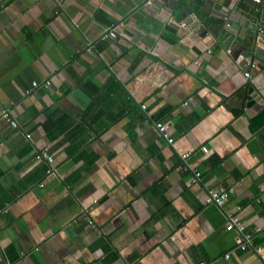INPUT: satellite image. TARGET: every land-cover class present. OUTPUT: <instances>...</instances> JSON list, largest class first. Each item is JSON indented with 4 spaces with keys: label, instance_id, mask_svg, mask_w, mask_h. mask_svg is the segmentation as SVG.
<instances>
[{
    "label": "crops",
    "instance_id": "1",
    "mask_svg": "<svg viewBox=\"0 0 264 264\" xmlns=\"http://www.w3.org/2000/svg\"><path fill=\"white\" fill-rule=\"evenodd\" d=\"M209 19L198 0H0V264H264V48L245 78L252 54ZM219 188L254 235L229 259Z\"/></svg>",
    "mask_w": 264,
    "mask_h": 264
},
{
    "label": "water",
    "instance_id": "2",
    "mask_svg": "<svg viewBox=\"0 0 264 264\" xmlns=\"http://www.w3.org/2000/svg\"><path fill=\"white\" fill-rule=\"evenodd\" d=\"M201 9L206 10L209 15V23L215 26L216 34L224 30L232 33L240 42L235 50H232V58L244 51L251 55L248 61H253V54L261 55L264 48V33L259 34L257 24H264V8L261 0H198ZM208 32V30L206 31ZM229 41V40H228ZM247 43V44H246ZM254 43L258 44L255 47ZM247 59V58H246ZM264 67V62L258 64Z\"/></svg>",
    "mask_w": 264,
    "mask_h": 264
},
{
    "label": "built area",
    "instance_id": "3",
    "mask_svg": "<svg viewBox=\"0 0 264 264\" xmlns=\"http://www.w3.org/2000/svg\"><path fill=\"white\" fill-rule=\"evenodd\" d=\"M143 1L146 4H150L152 0H143ZM258 33L263 34V30L259 28ZM116 36H117L116 30L115 28H112L111 30L110 29L105 30L102 38L103 39L116 38ZM255 69H257V63L254 61H248L247 71H245L244 73L245 78H251V72ZM31 86L36 87L37 83L33 82ZM26 93H28V90ZM142 109H145V105H142ZM0 117L3 121H5L8 124V127H10L11 129L17 128V123L12 118V115L8 109L6 108L1 109ZM154 128L156 132L161 137L165 138L169 143L173 142V139L170 137V134L168 132V127L166 123L162 121H157L154 123ZM27 138H30V135H27ZM187 156L188 154H183L182 158L185 159ZM34 159L36 162H44L45 164H47V170H46L47 176L53 175L54 157L52 153H50L47 147L39 148L35 152ZM195 176L200 177V173L195 172ZM229 194H230L229 189L219 188L217 190L215 189L208 190V196H207V203L215 205L224 214L226 219V223H225L226 231L234 232L237 238L236 239L237 246L224 255L225 259H229L231 254L235 250L246 251L252 249V242L254 240V235L246 230V225L243 223L238 212H230L227 209ZM237 209L240 210L238 207ZM88 224L93 226L92 221H89Z\"/></svg>",
    "mask_w": 264,
    "mask_h": 264
}]
</instances>
